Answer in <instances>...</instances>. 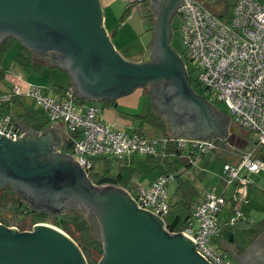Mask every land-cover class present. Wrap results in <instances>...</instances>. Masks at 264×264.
I'll list each match as a JSON object with an SVG mask.
<instances>
[{
    "label": "water",
    "instance_id": "1",
    "mask_svg": "<svg viewBox=\"0 0 264 264\" xmlns=\"http://www.w3.org/2000/svg\"><path fill=\"white\" fill-rule=\"evenodd\" d=\"M185 3L165 0L161 4L153 51L157 60L133 62L115 48L104 26L100 0H0V44L12 36L34 53L55 54L54 59H37L65 69L75 94L93 101L167 80L172 92L167 102L176 101L185 127L192 122L193 130L186 136L225 135L237 125L226 127L213 114L211 104L191 87L184 59L170 44L171 20ZM157 92L155 100L160 104ZM16 123L21 127L18 139L0 132V183L33 181L42 190L49 188L51 196H46L57 202L82 194L100 220L104 254L99 264H213L197 251L193 236L170 232L162 217L140 207L129 191L118 186V179H100L97 184H111L104 189L93 185L79 156L55 148L61 142L60 130L50 126L39 132L22 120ZM23 135L30 137L20 140ZM226 228L218 238L222 248L232 250L243 264H264V232L237 255L235 244L222 237ZM0 264H87V260L77 241L54 225L20 231L0 223Z\"/></svg>",
    "mask_w": 264,
    "mask_h": 264
},
{
    "label": "built area",
    "instance_id": "2",
    "mask_svg": "<svg viewBox=\"0 0 264 264\" xmlns=\"http://www.w3.org/2000/svg\"><path fill=\"white\" fill-rule=\"evenodd\" d=\"M185 1L177 14L185 54L197 63V83L225 103L234 121L255 132L257 142L264 145V3L236 0L231 17L225 19L207 0ZM23 95L34 98L51 122L66 125L72 149L87 171L94 168L97 159L134 153L156 156L169 147L192 163L208 152L224 150L215 137L168 135L152 139L138 131L116 129L104 120L99 105L79 102L74 87L56 96L38 84H16L0 94V105ZM0 132L18 139L21 127L11 114L0 115ZM223 172L227 185L236 189V207L226 221V225L234 226L245 217L241 204L248 202V187L255 185L252 175L264 173V160L254 151H245L238 164L225 163ZM175 179V173L159 175L150 186L139 189L135 201L164 219L171 210L170 185ZM226 205L224 194L207 190L193 210L191 227L184 231L196 239L197 251L213 264H233L212 243L221 231L219 216Z\"/></svg>",
    "mask_w": 264,
    "mask_h": 264
},
{
    "label": "crops",
    "instance_id": "3",
    "mask_svg": "<svg viewBox=\"0 0 264 264\" xmlns=\"http://www.w3.org/2000/svg\"><path fill=\"white\" fill-rule=\"evenodd\" d=\"M100 1L104 12V26L108 34L111 37H113V40H116L114 44V46L116 45L115 48L118 50L117 48L118 46L120 50L123 51V49L120 46V43L118 42V40H120V36H119L120 31L118 30L119 26L117 25V22H114V15L116 14L118 15L121 9H123V7L125 9V7L127 6L130 0H100ZM164 1L165 0H145L143 3L146 7V11H148V13L150 14V19H151L150 25H153V26H149V28H145L146 34L144 36L147 37V40L146 42H143V48L145 49L144 52H147L145 53L147 55L148 54L151 55V60L158 59V57L153 52L157 41V33L155 30V25L161 12L160 10L161 4ZM260 1L264 3V0H260ZM235 2L236 0H207V4L211 7V9H213L219 16L225 19H229L231 17L233 11V5ZM136 7L133 8L130 14L131 16L127 17V19L132 18L134 16L133 12L136 10ZM175 14H177V10L175 11L174 16ZM112 16H113V20H112ZM142 16L143 19L141 20L142 22H145L146 17L144 14ZM121 17L122 15H120V17L117 18L118 21L121 19ZM107 20L109 23L107 22ZM170 44H171V40H170ZM125 57L127 58L129 56H125ZM142 61H146V60L144 58L142 59L139 58L138 61L136 62H142ZM52 66H54V64ZM4 68H6V73L3 77H0V92L2 93L9 92L14 85L19 84L18 82H16V78L13 79V83L11 82L5 83L6 78L10 72V69H8L7 67ZM16 70L17 72L16 71L15 72L19 76L25 78V72H23L21 68ZM66 85L67 87L68 86L74 87L72 78L67 82ZM58 86L65 87L64 85H58ZM58 86L56 85L55 87ZM156 89L157 87L155 83H151L146 87H137L132 92L118 96L113 99L93 101L88 98H83V97L81 98L90 100L93 103L99 105V107L102 110V115L104 120L116 129L125 130L129 133L138 131L147 135L149 138L152 139H162L168 135H178V134L185 135L186 133L184 131H180L179 129H177L179 124L177 125V123L175 122L176 120L175 116L172 114L168 115L166 110L160 108L162 106L159 104L158 101L155 100ZM53 90L56 91L55 93L56 96H61L62 94L61 91L56 90L55 88ZM144 96H146L147 99L143 103ZM203 97L211 104L213 114L222 121L224 126L232 127L234 125H237L238 128L227 129L228 133H226L225 135H218L214 133V135L212 136V137H222L223 139L229 141L227 142L226 148L224 150L221 148L218 150L208 152L207 154L195 160L194 163L187 160V164H184L179 169L170 172L176 174L175 181L170 185L171 209H172L173 198L176 197L177 199L176 203H179V205L187 212L186 216L189 213L187 209L180 204L183 198L181 191L177 189L178 176H180L184 181H187L190 184H192L199 194L198 200L195 202V204L192 205L191 208L192 211L197 206V204L203 199L204 194L207 190L215 189L218 193L224 194L227 198V205L220 213L219 222L221 226V231L223 227H227V228L224 230L222 237L226 239L228 243H234L235 244L234 252L235 254L240 255L255 242V240L258 238L261 232H264V175L261 174L252 175V178L255 181V185L248 187V202L241 204V208L245 212V217L240 221H238L234 226H228L226 225V221L231 216L233 209L236 207V200L233 197L236 189H235V185H229V186L227 185L226 178L223 172V166L225 163L238 164V162L241 160V154L245 151H254V155L259 156L262 150L264 149V145H261L257 142V137H256L257 135L255 132L241 127L238 123L234 121L232 116L229 115L230 113L227 114L225 111H222L217 106L213 105L205 96ZM18 101H19L18 103L12 105L10 112L15 120H22L19 117H21L26 112V108L28 107L31 109L41 111L42 113L40 116V121H49L48 124L44 128L39 130L34 128L31 129L40 132L46 129L47 127L53 126L54 128L60 130L61 142L57 146H55V148L60 150L61 153H68L76 156L73 149H69L65 146V143L69 140V131L65 124L51 122L45 111L43 112V110L41 109L33 108V104L29 102L28 98L24 96L23 97L19 96ZM107 101L115 102V104H108L106 103ZM16 105L18 106V108ZM151 110L155 111L156 114H158L163 119H165L167 123V127L165 130L164 129L162 130L161 128H158L157 126H154L153 124H150L148 122L142 121L140 116H144L148 114ZM251 133H254L255 135V137L253 136V138H255L254 143H250L249 141ZM237 142H239L240 144H238ZM138 156L151 157L141 153H134L131 155H125L124 157L121 158L118 157H104V158H106L107 160H115V159H123L127 157L128 159H131L133 162H136ZM177 157H179L178 154L171 147L165 149V151L154 156V158H161V159L167 158L168 162L172 164L173 163L176 164L175 161ZM236 158L238 160L236 161L234 160V162L233 161L231 162L232 159H236ZM227 159H231V160H227ZM149 161L154 163V164L149 163L150 170L151 168L154 169L156 165H158L159 167L162 166V169L160 170L158 167V169L156 170H151L150 172L151 176L145 179L144 182L140 184L141 187L138 186V189L135 192L136 195H134V192L132 191L133 189L129 191L127 190V188H125L128 182L125 181L126 178L122 172V168H119L118 171L116 170L118 174H120V172L122 173V176L120 177L122 186L127 191H129V193L133 197L137 196L139 189H141L142 187L150 186L159 175L165 173L166 171V166L164 164L157 163L155 159L154 160L150 159ZM157 170H159V173L152 175V173ZM172 185H175L174 189L171 188ZM170 212L164 218L167 224L173 222L174 220V218H171L169 221L166 220V217L170 215ZM219 235L214 236L212 238V243L222 253H225L233 264H243L240 261V259L234 256L232 250H226L221 247V243L218 240Z\"/></svg>",
    "mask_w": 264,
    "mask_h": 264
},
{
    "label": "rangeland",
    "instance_id": "4",
    "mask_svg": "<svg viewBox=\"0 0 264 264\" xmlns=\"http://www.w3.org/2000/svg\"><path fill=\"white\" fill-rule=\"evenodd\" d=\"M143 3L144 2H140L137 5L136 10H135L136 12L135 11L133 12L134 16L132 18H128V19L126 18L122 22H121V19L119 18L120 20L118 21L117 18L120 17V15H122L124 7H123V9H121V11L118 15L117 14L114 15V22H117V25L119 26L118 30L120 31V33H119L120 40H118V42L120 43V46L123 49V51H122L117 46L118 51L124 57L129 56V57H127V58L125 57V58L128 60H131L133 62L138 61L139 58L140 59L144 58L146 61L151 60V55L150 54L147 55V54H145L147 52H144L145 49L143 48V42H146V40H147V37L144 36L146 34L145 28H149V26H153V25H150L151 24L150 14L148 13V11H146V7ZM143 14L146 17L145 22H142V20H141V19H143V16H142ZM112 20H113V16H112ZM107 22H108V20H107ZM171 26H172V30H173V37H172L171 44L176 49V51L179 54H181V56L184 58V61L187 65L188 71L190 73L189 79L191 82V84H190L191 87H193L198 94L205 96L213 105L217 106L219 109H221L222 111H225L227 114H229V109L225 103H221L220 101H218V99L215 96H210L209 94H207L205 92L204 89H200L198 87L197 81H196V72H195L196 67H197V63L195 60H192L190 57H188L185 54L183 36H182V32L180 30V17H179V15L175 14V16L173 17V19L171 21ZM111 39L113 41V44H115L116 40H113V37H111ZM22 46H23V44L19 40L15 39L13 41V43L11 44V47L4 54V57L2 59L1 64L3 67H7L8 69H10V72L6 78L5 83L6 82L7 83L8 82L13 83V79L16 78V82H18L23 87H26L27 84H38V85H41L44 89H46L49 93L55 94L56 91L53 89L55 88L56 85L57 86L58 85H64L65 86L67 84V82L71 79L70 75L67 73V71L65 69H62L56 65L51 66V65L47 64V65H45V67L42 70L34 71V72L27 71V70L23 69L20 66V64L14 60V56L21 51ZM20 68L22 69L23 72H25V78L19 76L16 73L17 72L16 69H20ZM65 87H67V85ZM23 96L28 98L29 102H31L33 104V108L41 109L44 112L43 107L40 104H38V102L34 98H32L30 96H26V95H23ZM146 99H147V97L144 96L143 97V103L146 101ZM81 101H83V100H81ZM17 108H18V106H17ZM141 109H142V107H141ZM154 130H155V128H154ZM253 136L255 137L254 133H251L250 139H249L250 143H254L255 138H253ZM237 143L240 144L239 142H237ZM149 160L150 159L147 156H145V157L144 156H138L136 162H133L131 159H128L127 157H125L123 159L111 160L109 162L106 158H101V159H97L95 161V165H94L93 170H94V173L103 172L106 170L107 167H110L111 173L115 174L116 170L118 171L119 168H122V172L126 178L125 181L128 182L125 188H127V190H129V191L133 189L132 191L134 192V195H136L135 192L138 189V186L141 187L140 184L143 183L145 179H147L151 176V174H150L151 170H156L159 167L158 165H156V167L154 169L151 168V170H150L149 163H153V162H150ZM227 160H231V159H227ZM234 160L236 161L238 159L237 158L232 159L231 162L232 161L234 162ZM108 164H109V166H108ZM232 164H237V163H232ZM159 169L161 170L162 166H160ZM158 173H159V170L153 172L152 175L158 174ZM261 175H264V174H261ZM171 188L174 189L175 185H172ZM176 200H177L176 197L173 198L172 209H171L170 215H168V217H166L167 221H169L171 218L175 219V217L178 216V214H180V216H182L183 219L186 217L187 212L179 205V203H176L177 202ZM50 224L60 228L58 225H55L54 223H50ZM18 227L24 228L23 225H18ZM60 229H62V228H60ZM62 230L65 231L64 229H62ZM65 232L72 237L71 233H68L67 231H65ZM93 255H94V258H93L94 261H92V262L89 261L87 256H86L87 264H99V261L101 260L102 255L97 254V253L96 254L93 253Z\"/></svg>",
    "mask_w": 264,
    "mask_h": 264
},
{
    "label": "trees",
    "instance_id": "5",
    "mask_svg": "<svg viewBox=\"0 0 264 264\" xmlns=\"http://www.w3.org/2000/svg\"><path fill=\"white\" fill-rule=\"evenodd\" d=\"M139 3H134L129 1L127 6L125 7L121 22L124 21L127 17L130 16L134 7H136ZM15 38L10 37L7 38L0 44V77H3L6 73V68L1 66L2 59L6 51L11 47V44ZM14 60L20 64V66L27 71H40L45 67V63L38 60L35 54L26 47H22L21 51L14 56ZM198 87L201 89L200 85L197 83ZM68 87H55L56 90H59L64 93ZM2 92H0L1 94ZM19 96H16L9 102H4L0 105V115L11 114V107L13 104L18 103ZM77 100L81 103H93L90 100L82 99L77 95ZM83 100V101H81ZM108 104H115V102L107 101ZM41 111L26 108V112L19 117L25 123L27 127L34 129H42L44 128L49 121H40ZM143 122H148L161 128L162 130L166 129L167 123L165 119L155 113V111L151 110L148 114L144 116H140ZM219 141L220 145L225 149L227 142L226 139L222 137H215ZM65 146L69 149L73 148V144L70 140L65 143ZM179 154V152H177ZM176 159V164H172L168 162L167 158H154V156L149 157V159H155L157 163L164 164L166 166L165 173L173 172L184 164H187V159L178 155ZM258 157L264 158V149L260 153ZM262 158V159H263ZM111 160H108V162ZM109 166V164H108ZM106 173L110 171V167L106 168ZM164 174V173H162ZM122 176V173L118 175V178ZM178 185L177 189H179L182 193L181 205L187 209L189 212L188 215L183 219L180 215L176 216L173 222L168 223V230L170 232H180L185 231L191 227L192 224V205L198 200L199 194L196 191L195 187L187 181H184L180 176H178ZM21 198L17 196V194L13 191V189L8 188L3 193L0 194V215L5 210H13L15 212L19 211V206L21 204ZM45 220V214H34L32 218V222ZM60 228L64 229L68 233H71L72 237L78 242V244L83 249L85 256H87L89 261H94V254H100L103 257L104 254V243L102 239L100 224L97 218V215L94 212L84 213L83 211L77 212H68L61 217L55 223Z\"/></svg>",
    "mask_w": 264,
    "mask_h": 264
},
{
    "label": "flooded vegetation",
    "instance_id": "6",
    "mask_svg": "<svg viewBox=\"0 0 264 264\" xmlns=\"http://www.w3.org/2000/svg\"><path fill=\"white\" fill-rule=\"evenodd\" d=\"M12 36H7L5 37L4 41L7 38H10ZM172 37H173V30H172V36H171V42H172ZM24 46V45H23ZM25 47V46H24ZM34 53V52H33ZM35 56H41L42 58L46 59H54L56 56L53 53H34ZM187 69V68H186ZM188 71V69H187ZM188 76L190 77V73L188 71ZM170 82L167 80L159 81L156 82L155 85L157 87V94H158V99L160 101V104L164 110L167 111V114L174 115L175 119L178 118L179 122L177 123L178 128L180 131H184L185 133H188L190 130H193L192 128V122H189L188 127L183 125L184 117L179 113V108L176 103V101H173V103L167 102L172 94L169 88ZM176 125V127H177ZM26 134V133H25ZM30 137V135H23L20 140H27ZM88 176L93 182V185H95L97 188H107L109 187V183H102V184H97L98 181L102 178L105 177H111L113 179H118L119 183L118 186H122V182L120 178H118V172H115V174L111 173V169L108 173L106 171L103 172H97L94 173V170L87 171ZM25 184H18V181L13 182L10 179H6L5 181L0 183V194L3 193L5 190H8V188L13 189V191L17 194L18 197L21 198V204L19 206V211L15 212L13 210H5L1 213L0 215V223L4 224L8 227H13L15 226L16 228L18 225H23L24 228H17L20 231H33L37 225L40 224H47V223H56V221L59 220V217L62 215L68 213V212H81L83 211L84 213H90L96 212L93 209H90L85 201L82 199V194L77 195L75 199H67V198H62V202H57V200L54 198H50L46 196V193H51L46 190H42V186H39L38 183L33 182V181H26L24 182ZM26 187H25V186ZM116 186V185H114ZM51 196V194H50ZM45 214V220L42 221H35L32 222L33 215L35 214ZM97 215V214H96ZM99 224L100 220L99 217L97 216ZM56 225V224H55ZM101 229V225H100ZM102 234V233H101Z\"/></svg>",
    "mask_w": 264,
    "mask_h": 264
}]
</instances>
